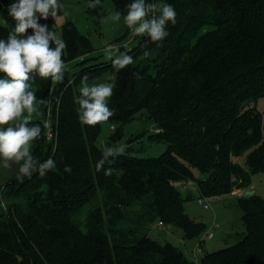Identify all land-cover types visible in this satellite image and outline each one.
Returning <instances> with one entry per match:
<instances>
[{"label": "trees", "instance_id": "trees-1", "mask_svg": "<svg viewBox=\"0 0 264 264\" xmlns=\"http://www.w3.org/2000/svg\"><path fill=\"white\" fill-rule=\"evenodd\" d=\"M103 1L89 7L91 16L101 14ZM111 1L122 17L132 2ZM13 2L0 1L3 40L15 26L7 12ZM153 2L169 3L177 13L162 47L133 36L130 48L118 52L131 55L133 64L119 70L111 60L94 64L90 38L67 20L60 34L64 65L83 66L59 82L32 74L30 90L44 101L30 121L42 129L32 154L39 163L53 159L56 167L20 182L16 164L2 190L9 202L0 201V264H196L179 247L151 236L157 222L180 228L184 238L202 232L204 225L185 211L179 185L196 181L204 196H221L249 189L252 175L264 172V114L249 106L264 97V0ZM39 23L55 32L51 16ZM106 72L115 85L108 121L113 129L118 125L110 142L145 111L156 125L150 137L167 144L159 156L105 158L101 123L80 122V89L97 85ZM243 155L246 166L235 160ZM238 199L243 240L206 253L200 264H264V199L256 192Z\"/></svg>", "mask_w": 264, "mask_h": 264}, {"label": "clouds", "instance_id": "clouds-1", "mask_svg": "<svg viewBox=\"0 0 264 264\" xmlns=\"http://www.w3.org/2000/svg\"><path fill=\"white\" fill-rule=\"evenodd\" d=\"M99 4L100 0H92L89 7L95 8ZM63 7L59 0H15L7 6L8 15L15 21V26L7 40L0 39V73L4 74V78H0V158L3 159L5 168L10 166V161L19 165L17 179L20 182L25 177L31 178L33 172L38 171L40 176H44L45 170L56 167L53 159L39 163L32 154L33 142L41 136L42 129L39 124H31L30 121L32 114L39 110V105L44 101L30 90L29 81L34 80L32 74L45 79L51 78L53 82L63 79L62 55L66 43L49 30L47 25L39 23L41 18H57ZM126 8L123 20L131 35L147 36L149 42L155 43L158 48L162 47L164 39L169 35L168 24H176L175 8L169 3H157L153 0H132ZM106 19L118 22L121 13L117 11ZM28 29L33 30L32 34H26ZM50 42L54 44V48L50 47ZM113 55L109 46L105 58L111 60L117 70L134 63L133 57L128 53L120 52L115 58ZM150 55L148 51L143 53L144 58ZM114 87L112 83L93 86L84 84L77 101L82 124L95 126L107 122L114 115L107 104L114 94ZM25 112L27 116L24 115ZM5 125L8 126L2 127ZM124 151V145L107 148L104 156L106 158ZM96 169L99 171V164ZM64 171L70 173L71 167L66 165ZM111 174L112 170L105 172V175Z\"/></svg>", "mask_w": 264, "mask_h": 264}, {"label": "rangeland", "instance_id": "rangeland-1", "mask_svg": "<svg viewBox=\"0 0 264 264\" xmlns=\"http://www.w3.org/2000/svg\"><path fill=\"white\" fill-rule=\"evenodd\" d=\"M59 1L64 7L62 14H58L55 19L52 18V24L55 27L54 33L60 38L62 24L67 20L74 21L78 29L87 35L92 42L94 51L91 55L98 57L97 61H93L92 63L108 61L105 58L106 49L114 44L130 48L129 45H131L130 41L133 39V36L131 32L125 36L127 26L124 24L123 17L121 16L118 22L106 19L108 15L116 12L111 0H104L101 3V14L93 16L88 12L91 3L89 0ZM0 23L5 24L1 14ZM48 23L47 21L46 24ZM115 55H119V53H114L113 56L115 57ZM81 66L83 65L76 62L67 63L64 65L63 74L65 76H72ZM112 78L110 72H106L97 83H112ZM90 84L93 86L95 82L92 81L87 85L90 86ZM249 106L264 114V97L257 101H252ZM24 115L27 116V112ZM36 117V113H33L31 119H35ZM101 125L102 130L98 143L104 151L107 148H117L124 145L125 153L145 158L157 157L167 148V144L164 141H158L150 137L156 131V125L147 116L145 111L137 114L124 126L120 138L114 143L110 142V137L117 131L118 125L114 124L116 127L114 129L112 127L113 124L109 121L103 122ZM6 126L8 125L2 127ZM235 160L242 166H246L245 155L237 157ZM9 165V167L5 168L3 159L0 158V201L3 200L7 203L9 202V198H7L2 190L14 174L16 163L10 161ZM195 174L198 177H203L202 173L198 170L195 171ZM251 182L256 193L264 199V172L254 173L251 177ZM179 188L185 198L184 206L186 213L194 221L202 223L204 228L200 235L194 238H184L180 228L171 224L157 222L153 225L151 231V236L154 239L161 243L170 242L179 247L196 264H200V260L206 253L217 251L243 240L246 227L242 218L243 211L238 196L244 195L245 191L236 190L232 194L207 197L200 192L196 181L183 182L179 185ZM249 189H252V187ZM200 197L209 204L208 208H205L204 204L199 202L198 199Z\"/></svg>", "mask_w": 264, "mask_h": 264}, {"label": "built area", "instance_id": "built-area-1", "mask_svg": "<svg viewBox=\"0 0 264 264\" xmlns=\"http://www.w3.org/2000/svg\"><path fill=\"white\" fill-rule=\"evenodd\" d=\"M111 48H112L113 52L116 54V53L119 52L121 46H118L117 44H114V45L111 46ZM46 125H47V127L49 126L48 122L46 123ZM49 136L53 137V133L52 132L49 133ZM198 200H199L200 203L204 204L205 208L209 207V204L202 197H200Z\"/></svg>", "mask_w": 264, "mask_h": 264}, {"label": "water", "instance_id": "water-1", "mask_svg": "<svg viewBox=\"0 0 264 264\" xmlns=\"http://www.w3.org/2000/svg\"><path fill=\"white\" fill-rule=\"evenodd\" d=\"M256 190L254 188L245 190L244 194L246 196L255 194Z\"/></svg>", "mask_w": 264, "mask_h": 264}, {"label": "crops", "instance_id": "crops-1", "mask_svg": "<svg viewBox=\"0 0 264 264\" xmlns=\"http://www.w3.org/2000/svg\"><path fill=\"white\" fill-rule=\"evenodd\" d=\"M251 187L253 188V185Z\"/></svg>", "mask_w": 264, "mask_h": 264}]
</instances>
